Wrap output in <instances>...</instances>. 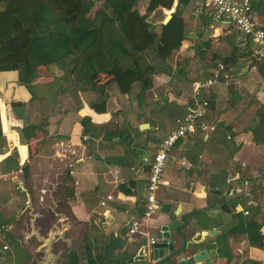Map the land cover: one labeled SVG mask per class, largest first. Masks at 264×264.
I'll list each match as a JSON object with an SVG mask.
<instances>
[{
  "label": "crops",
  "instance_id": "0c3cea01",
  "mask_svg": "<svg viewBox=\"0 0 264 264\" xmlns=\"http://www.w3.org/2000/svg\"><path fill=\"white\" fill-rule=\"evenodd\" d=\"M150 1L136 0L137 12L156 26L167 23L177 0L149 11ZM249 2L255 24L264 29V0ZM194 6L190 0L181 14L184 38L173 55L180 61H174L171 76L154 75L144 95L137 84L120 94L107 81L100 94L103 113L88 106L94 100L91 92L78 93L79 106L58 93L59 69L53 74L50 66L38 68L30 91L15 83L16 73H0V220L5 226L0 264H124V258L134 257L144 239L134 235L123 242L115 235L141 214L149 163L175 120L187 114L190 85L217 63L224 72L201 95L208 100L205 119L215 130L173 145L162 169L166 184L155 194L157 213L140 230L156 240L161 231L173 235L178 252L168 264L190 262L201 250L213 251L201 264H264V250L248 246L244 236L224 235L235 224L234 214L245 211L241 215L259 224L264 241V178L257 176L264 171V145L255 144L251 134L264 105V77L236 65L245 74L229 78L227 58H235L234 64L246 59L236 46L237 33L212 22L203 10L194 14ZM11 101L24 104L19 115L10 111ZM44 117L28 152L19 129ZM12 153L20 168L27 166L26 175L20 169L2 171L1 160ZM3 180L11 185L5 188ZM211 230L213 235L199 236ZM121 244H130L127 255L114 263L113 249ZM166 257L151 264H166Z\"/></svg>",
  "mask_w": 264,
  "mask_h": 264
},
{
  "label": "trees",
  "instance_id": "16d2710c",
  "mask_svg": "<svg viewBox=\"0 0 264 264\" xmlns=\"http://www.w3.org/2000/svg\"><path fill=\"white\" fill-rule=\"evenodd\" d=\"M171 1L151 0L149 11L158 6L169 8ZM189 1L177 0L168 22L156 26L147 21V15L137 12L136 0H0V73H16L15 83L30 91L38 68L53 65L60 71L55 78L58 93L69 96L79 106L78 93L91 92L94 100L88 106L103 113L105 100L100 94L107 81L120 94L129 93L137 84L144 95L154 75L171 76L173 69L165 60L184 38L181 14ZM234 60L227 58L229 78L245 74L238 73L236 65L254 68L264 77L262 62L246 57L234 64ZM9 106L14 115L24 108L22 102L16 101ZM44 124L45 117L37 124H23L19 129L22 144L28 146ZM251 134L255 144L264 145V105L256 113ZM1 165L2 171L20 169L26 175L27 166L20 168L14 153L2 159ZM1 182L5 188L11 185L8 180ZM65 190V195L71 196V189ZM234 218L235 224L224 235L244 236L248 246L264 250L259 224L243 218L241 213L234 214ZM227 254L225 258L230 260Z\"/></svg>",
  "mask_w": 264,
  "mask_h": 264
},
{
  "label": "built area",
  "instance_id": "2783aa9c",
  "mask_svg": "<svg viewBox=\"0 0 264 264\" xmlns=\"http://www.w3.org/2000/svg\"><path fill=\"white\" fill-rule=\"evenodd\" d=\"M195 3L194 14L203 10L205 15L214 23L223 22L229 25L237 33L236 46L238 50L245 54L247 58L260 61L264 64V29L258 27L252 17V10L249 0H193ZM224 66L217 63L214 69L207 75L190 85L188 100L189 109L183 118L175 120L174 128L170 130L158 143L156 150L149 163L146 176V185L144 188L141 214L130 221L125 237L130 239L134 235L146 241L148 246L156 242V239L149 237L146 232L140 230V226L152 221L157 213L158 205L156 200V191L159 187L166 184L162 177V169L165 160L169 155L173 145L199 133H212L215 125L206 121L205 116L208 109V100L201 95L208 93L222 76ZM184 165L183 161H180ZM244 168V163L239 164ZM20 172V170H18ZM257 176L264 178V171H259ZM242 185L246 186V179L242 180ZM245 195H248L245 193ZM110 200V197H106ZM103 205V202L100 203ZM243 215L247 212L241 211ZM0 225V232L4 230ZM3 237L0 233V243ZM2 249H7L2 245Z\"/></svg>",
  "mask_w": 264,
  "mask_h": 264
},
{
  "label": "water",
  "instance_id": "95a60500",
  "mask_svg": "<svg viewBox=\"0 0 264 264\" xmlns=\"http://www.w3.org/2000/svg\"><path fill=\"white\" fill-rule=\"evenodd\" d=\"M166 20H167V18L164 19L163 23ZM129 223H130V221L127 223V225L123 229H121L118 232V234L115 235V238H118L120 240L121 236H122L123 242L129 241V240H127V238H125V236H124L125 233H122L123 231L125 232L128 229ZM174 224H172V227H174ZM206 234L213 235V230H211L208 233L203 232L199 236L202 237ZM175 237L181 238V235L175 234ZM143 241L144 242L139 247V251H137V253L134 257L124 258V264H151V262H154L158 258H161L162 256H165V255H167V257L164 259L163 262L168 264L171 261V258L174 256V254H176L178 252V249L173 248V244L175 243L174 237L167 230L160 232V237L156 240V242L154 244H152L150 246V250L146 251V248H145L146 241L145 240H143ZM129 246H130V244H128V245L121 244L120 246H118V248L113 249V254H114L115 258H113L112 261L114 263H117V260H115L117 257H119V256L125 257V255H127V251H128ZM46 247L48 248V244H46ZM46 253H47L48 259H49L50 254L48 253V250ZM208 255L212 256L213 251H211V250L210 251H207V250L197 251L192 255V260L195 263L201 264L205 259H207ZM47 262H48V260H47Z\"/></svg>",
  "mask_w": 264,
  "mask_h": 264
},
{
  "label": "rangeland",
  "instance_id": "374dc122",
  "mask_svg": "<svg viewBox=\"0 0 264 264\" xmlns=\"http://www.w3.org/2000/svg\"><path fill=\"white\" fill-rule=\"evenodd\" d=\"M175 51L171 53L170 56H168L165 60L166 64L169 65L170 67H173L174 66V61H178L179 58H176L174 59L173 55H174ZM180 61V60H179ZM184 69H187V68H184ZM50 72H52L53 74L57 72V68L55 66H50V68L48 69ZM58 74V73H57ZM199 77V76H198ZM55 81V80H54ZM184 84V88H187L189 89V83L186 85V82L183 83ZM49 95L47 94L46 97H48ZM0 147H4V138L2 137V140H0ZM226 227V225L224 226ZM178 264H193V261L191 260L190 262L188 261H182V262H178Z\"/></svg>",
  "mask_w": 264,
  "mask_h": 264
}]
</instances>
